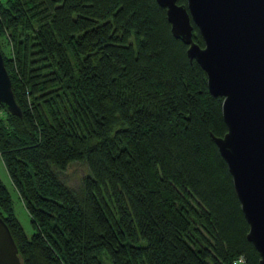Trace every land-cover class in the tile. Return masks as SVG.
Masks as SVG:
<instances>
[{
    "label": "trees",
    "instance_id": "1",
    "mask_svg": "<svg viewBox=\"0 0 264 264\" xmlns=\"http://www.w3.org/2000/svg\"><path fill=\"white\" fill-rule=\"evenodd\" d=\"M186 48L156 0H0L22 112L1 109L0 158L33 232L1 177L0 216L23 264H258L210 134L222 96ZM74 160L78 188L58 174Z\"/></svg>",
    "mask_w": 264,
    "mask_h": 264
},
{
    "label": "water",
    "instance_id": "2",
    "mask_svg": "<svg viewBox=\"0 0 264 264\" xmlns=\"http://www.w3.org/2000/svg\"><path fill=\"white\" fill-rule=\"evenodd\" d=\"M172 34L206 73L212 95L222 96L223 135L211 134L231 174L248 223L246 237L264 264V0H156ZM193 24L203 45L193 39ZM0 105L21 115L0 51ZM0 264H23L0 216Z\"/></svg>",
    "mask_w": 264,
    "mask_h": 264
},
{
    "label": "rangeland",
    "instance_id": "3",
    "mask_svg": "<svg viewBox=\"0 0 264 264\" xmlns=\"http://www.w3.org/2000/svg\"><path fill=\"white\" fill-rule=\"evenodd\" d=\"M0 109L3 110L0 105ZM88 173V167L85 162L81 160H74L70 162L65 169L58 172L59 176L64 179L65 183L71 187L78 188L82 184V178ZM0 177L4 183L8 186L11 191L13 198L14 211L20 220L25 232L30 235L33 232V226L30 221V216L25 210L19 196L17 195L15 189L12 187L5 167L0 158ZM104 264H112L103 258Z\"/></svg>",
    "mask_w": 264,
    "mask_h": 264
},
{
    "label": "built area",
    "instance_id": "4",
    "mask_svg": "<svg viewBox=\"0 0 264 264\" xmlns=\"http://www.w3.org/2000/svg\"><path fill=\"white\" fill-rule=\"evenodd\" d=\"M2 113V110L0 109V114ZM232 264H246L245 257L243 255L238 256L235 258L232 262Z\"/></svg>",
    "mask_w": 264,
    "mask_h": 264
}]
</instances>
